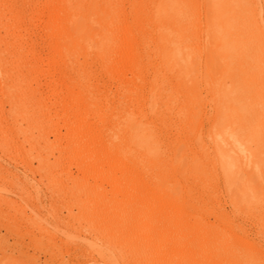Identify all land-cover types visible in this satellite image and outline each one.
<instances>
[{"label": "bare ground", "instance_id": "obj_1", "mask_svg": "<svg viewBox=\"0 0 264 264\" xmlns=\"http://www.w3.org/2000/svg\"><path fill=\"white\" fill-rule=\"evenodd\" d=\"M163 1L0 0V159L16 166L0 160V184L20 165L52 218L85 231L54 245L59 264H264V108L195 66L207 52L177 45L189 28ZM233 1L255 5L218 0L214 18ZM219 31L228 62L238 38ZM16 194L32 213L0 191V223L40 247L41 197Z\"/></svg>", "mask_w": 264, "mask_h": 264}, {"label": "rangeland", "instance_id": "obj_2", "mask_svg": "<svg viewBox=\"0 0 264 264\" xmlns=\"http://www.w3.org/2000/svg\"><path fill=\"white\" fill-rule=\"evenodd\" d=\"M147 3L159 2L163 0H140ZM173 5L171 8L162 9L161 14L165 18L172 17L176 19V27L179 30L181 25H187L189 30L183 33L181 30L177 33V45L189 46L191 52L205 51L207 55L196 56L195 66L200 69L209 68L212 74L224 70L223 83L220 86L222 92L239 95L243 100V109L249 108L253 103H257L254 108H264V0H254L255 5L238 7L237 1H233L234 15L233 19H216L214 18L215 2L218 0H168ZM240 1V0H239ZM164 2V1H163ZM229 6L228 3H225ZM230 8V7H229ZM255 14V19L252 16ZM219 26L228 30L231 37L238 38L236 50H227L226 53L230 56V61L221 60L214 51L212 45L216 35L221 34ZM228 48V47H227ZM226 48V49H227ZM233 57V58H232ZM202 72V71H201ZM228 72V73H227ZM229 72H234L233 77H229ZM263 113V111H262ZM264 115V114H262ZM261 118L257 120L259 124ZM1 163L16 170L15 164L8 162V159L1 158ZM18 171L21 176L16 180L13 187L0 184V191L7 197L15 199L18 205L26 207L28 214L32 213L31 206L23 201L17 191H22L28 188L29 191L35 192L40 198V207L42 208V216L39 218L43 223L48 224L51 229L52 238L41 236L37 230H33L36 234V240L41 239L42 245L35 247L30 241V235L26 234L30 231V226L24 225L20 231L25 233L22 238H17L12 231L6 230L0 223V264H59L63 256L68 259L66 250H60L54 245L60 246L61 240L68 235L73 238L72 244L75 248L79 247L75 244L82 245L84 242L85 231L81 232V237L78 239L76 228L68 224L66 221H57L52 218L49 202L47 199L46 186H40L35 190L31 187H25L22 181L23 173L21 166L18 165ZM36 180L39 177L35 175ZM31 178V177H30ZM66 214V211H63ZM20 243V244H19ZM23 243V245H21ZM55 250L52 255V250ZM89 258L82 257L80 262H87Z\"/></svg>", "mask_w": 264, "mask_h": 264}]
</instances>
